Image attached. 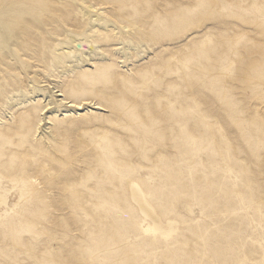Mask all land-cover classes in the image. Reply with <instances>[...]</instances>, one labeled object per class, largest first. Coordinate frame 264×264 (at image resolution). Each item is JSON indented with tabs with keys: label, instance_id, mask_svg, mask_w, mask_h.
Returning a JSON list of instances; mask_svg holds the SVG:
<instances>
[{
	"label": "rangeland",
	"instance_id": "rangeland-1",
	"mask_svg": "<svg viewBox=\"0 0 264 264\" xmlns=\"http://www.w3.org/2000/svg\"><path fill=\"white\" fill-rule=\"evenodd\" d=\"M0 196V264H264V0H0Z\"/></svg>",
	"mask_w": 264,
	"mask_h": 264
},
{
	"label": "bare ground",
	"instance_id": "bare-ground-1",
	"mask_svg": "<svg viewBox=\"0 0 264 264\" xmlns=\"http://www.w3.org/2000/svg\"><path fill=\"white\" fill-rule=\"evenodd\" d=\"M72 106V105H70ZM131 195L133 202L139 207L145 223L141 226L146 235L159 238L164 241L171 240L177 235V221L175 219L163 220L159 217L154 205L150 202L149 195L138 183L131 185ZM4 202L0 196V203Z\"/></svg>",
	"mask_w": 264,
	"mask_h": 264
}]
</instances>
